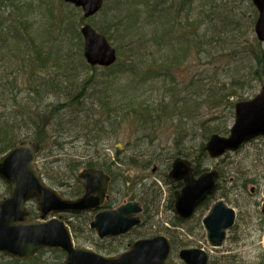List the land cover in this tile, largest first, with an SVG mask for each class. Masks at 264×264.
Returning a JSON list of instances; mask_svg holds the SVG:
<instances>
[{
	"label": "rangeland",
	"instance_id": "1",
	"mask_svg": "<svg viewBox=\"0 0 264 264\" xmlns=\"http://www.w3.org/2000/svg\"><path fill=\"white\" fill-rule=\"evenodd\" d=\"M140 1L104 0L102 11L85 20L81 10L58 0H0L3 34L12 36L20 30L24 42L28 36L36 37L46 56L51 51L82 66L53 69L50 75H56L58 96L50 93L39 100L32 88L46 75L43 72L33 78L18 72L15 92L0 82V92H5L0 113H13L15 117H4L10 123L22 119L15 137L35 141V130L23 123L28 115L16 117L22 113L18 106H27L32 116L38 108L48 111L62 105L65 113L56 118L59 123L64 120L62 146H47L37 160L48 185L64 198L76 200L82 193L73 195L79 191L74 176L86 165L73 172L69 160L91 162L104 170L111 165L112 208L131 199L144 208L141 228L103 242L89 229L90 215L64 214L62 218L77 230L79 246L107 257L125 252L137 239L163 235L175 243L176 260L179 251L198 248L210 253V264H264V138L216 160L204 152L212 135H229L235 105L254 99L264 87V62L261 66L254 56L264 51V40L255 31L258 10L251 0H153L161 12L150 18L144 7L133 9ZM87 24L99 33L107 32L118 52L117 65L89 70L85 61L83 66L84 40L81 37L79 43L77 32ZM167 27L174 30L172 39L169 34L163 38ZM187 45L189 52L184 55L181 48ZM146 69L153 70L151 75L145 74ZM91 78L93 85L83 91V82ZM82 93L81 105L72 106L69 95ZM30 100L35 106L27 103ZM179 158L199 163L203 172L219 173L216 192L186 221L180 220L173 206L181 188L168 178ZM8 195L9 187L0 179V201ZM219 200L236 211L237 220L224 246L216 250L208 245L202 221ZM28 210L30 220L40 219L36 202H30ZM33 260L29 264H64L65 255L46 249ZM11 261L0 256V264Z\"/></svg>",
	"mask_w": 264,
	"mask_h": 264
},
{
	"label": "water",
	"instance_id": "2",
	"mask_svg": "<svg viewBox=\"0 0 264 264\" xmlns=\"http://www.w3.org/2000/svg\"><path fill=\"white\" fill-rule=\"evenodd\" d=\"M62 1L82 6L85 18L94 16L103 5V0ZM252 1L260 12L256 33L264 40V0ZM81 32L85 40L84 55L90 65L108 68L115 64L116 50L103 35L90 25ZM261 136H264V88L253 100L236 105V121L230 136L214 135L206 151L211 158H219ZM39 151V143L26 141L0 158V178L10 188L9 196L0 202V254L11 259H33L43 249H55L66 254L64 264H176L170 240L165 236L139 240L128 251L113 257L77 245L70 227L61 217L47 219L50 215L99 211L109 198L110 177L102 170H84L78 176L84 194L77 200L65 199L44 181L36 165ZM218 176L214 171L195 179L188 161H176L170 179L185 182L182 192L176 195L178 215L190 218L197 206L214 191ZM31 200L37 202L39 221L27 222L30 213L26 204ZM261 211L264 214V201ZM142 213L143 207L137 201L125 202L114 209L98 212L90 229L100 240L124 236L141 226ZM235 222V210L224 201L213 205L203 220L209 246L221 248ZM179 258L185 264H209L210 260L203 249L182 250Z\"/></svg>",
	"mask_w": 264,
	"mask_h": 264
},
{
	"label": "trees",
	"instance_id": "3",
	"mask_svg": "<svg viewBox=\"0 0 264 264\" xmlns=\"http://www.w3.org/2000/svg\"><path fill=\"white\" fill-rule=\"evenodd\" d=\"M152 1L153 0H142L137 5L130 2L131 3L130 6L135 5L133 9H136L139 6L144 7L145 8L144 11L149 13L150 18H153L156 12H161V9H159L160 7L159 4L155 2L156 0L153 1L152 5H150V2ZM190 2L192 3L193 0H190ZM180 12H181L180 10H177L178 17H180ZM164 18L165 17H162L160 19H164ZM151 24H154V23H151ZM151 24H148V26H151ZM162 26H166L165 23H162ZM189 26L192 27V25H189ZM3 31L4 29L0 28V82H3V81L6 82V84L4 85L10 86L12 90L15 89V82L17 80L16 75L18 72L26 74L30 78L35 77L37 73L40 74L43 72L46 75L41 76L37 80L38 83H35L36 81L34 82L36 84V88H32L33 96H36L34 98L37 99L38 97V100H39L40 97L42 98L46 97L47 95H50V93L51 95L58 96L57 94H55L56 90H60L55 85L57 82L56 75L51 76L50 72L53 69H58L59 71L62 68H68L66 67L68 65L73 66L75 70L82 68L81 65H73L71 62L63 60L62 57H60L59 55L53 54L51 51H47L46 53L47 56H46L45 53H43L44 50L42 49V47L41 46L39 47V45L37 44L36 37H34L35 39H32L31 36H28L26 38V41L28 42H24L23 41L24 37H23V34L20 32V30L16 31L12 36H10L8 32L3 34ZM173 31L174 30L170 27L165 28L163 31L164 32L163 38L165 39L167 37L166 35L169 34L171 36L170 38L172 39V34L174 33ZM101 32L105 34L110 40V37L107 35L106 31H101ZM77 34L80 40L78 38L77 39L79 43H81V35L79 34V32H77ZM189 48H190L189 45H187L186 48L185 47L183 49L181 48V51L184 53V55L188 54ZM134 49L136 50V48ZM138 50H143V48H138ZM48 55L51 58H53L56 62H59V63L55 64L53 62H50ZM133 56H137V52L134 53ZM254 56H255V59L262 66L264 62V51L255 52ZM82 63H83V66L85 67L84 60L82 61ZM13 67H15L14 70H12ZM86 68L89 70H97L96 68H90V67H86ZM150 72H153V70L146 69L145 74L151 75ZM94 81L95 80L91 78V80L83 82V85H84L83 91L85 89V86L87 90V88L93 85ZM15 91L16 90H14V92ZM4 93L5 92H2V93L0 92L1 102L3 100V98L1 97L4 95ZM42 93H43V96L41 95ZM83 95H84L83 93L82 95H79V96L69 95L71 98V105L76 106V107L80 106ZM227 97L229 98L230 96H227ZM1 102H0V107L3 106ZM27 103L30 104L31 106H35L34 101L32 100L28 101ZM61 106L60 105L53 106L51 107V109H48V111H43L38 108L36 109L35 112L32 113L34 114L32 116H30L29 113L26 111L27 106L19 105L18 106L19 108L16 109V110L19 109L22 112V113H18L16 117H24L23 114L28 115L27 116L28 120H25L23 123L35 130L34 138H35V141H37L41 145V150H43L44 148H47V146L48 147H51V146L54 147L53 145L60 146V147L62 146V144H60L61 143L60 138H62L60 136V130H62L61 126H63L64 120L63 121L61 120L62 121V123L60 122L61 124L59 123L58 120H56V118H58L57 115L59 113L61 114L65 113V111H62L63 107ZM4 108L7 109L5 105H4ZM4 117H15V115H13L12 113V116H10V113H6V112L0 113V121L2 120V123L0 125V156L4 155L5 153L10 151L11 149L16 147L23 141V140H20L17 136L16 137L14 136V132L16 131L15 129L21 128L20 123H22V119L20 120V123L16 121L10 123L9 121H5ZM68 118L70 117L63 116V119H68ZM47 130L49 131L47 132ZM218 134L221 135L220 133ZM69 162H71L69 166L71 167L73 172L79 171V168L83 167V165H86L85 166L86 168H95V166L97 167V165L89 161H87L89 162L87 164H85L86 161L78 162L73 159L69 160ZM107 171L110 174H112L111 165L107 166ZM196 173L197 174L201 173L198 167H196ZM74 179L77 182L76 185L79 187V191L73 194L74 197H77V196H80L82 193V186H81L80 181L77 178V175L74 176ZM61 186H63V184H61ZM71 229L74 234V239L78 240L79 237L77 236L76 228L72 227ZM173 244L174 246H176L174 242ZM56 252H59V251H56ZM114 253L117 254L120 252L119 251L111 252L108 255H114ZM33 261L12 260L11 262L13 264H22V263L29 264Z\"/></svg>",
	"mask_w": 264,
	"mask_h": 264
}]
</instances>
